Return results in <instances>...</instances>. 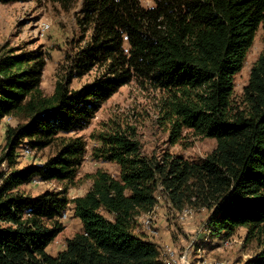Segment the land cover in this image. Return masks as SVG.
<instances>
[{
	"label": "trees",
	"instance_id": "obj_1",
	"mask_svg": "<svg viewBox=\"0 0 264 264\" xmlns=\"http://www.w3.org/2000/svg\"><path fill=\"white\" fill-rule=\"evenodd\" d=\"M29 0H0V4ZM70 5L74 0H51ZM79 24L89 40L69 60L52 95L42 90L46 57L41 51L0 59V125L17 119L0 158V264H164L161 248L137 233L138 218L164 198L179 213L207 210V230L225 241L247 229L259 251L240 264H264V0H83ZM263 51L250 69L243 94L235 77L258 31ZM96 71L94 82H72ZM132 81L164 95L169 142L185 132L215 139L204 158L146 153L126 131L98 135L93 158L116 164L114 175L98 169L90 189L70 201L65 189L33 196V182L75 180L86 156L82 138L103 104ZM60 140L43 164L14 168L21 150ZM7 163L9 170H2ZM72 204L82 228L53 255L61 219Z\"/></svg>",
	"mask_w": 264,
	"mask_h": 264
},
{
	"label": "rangeland",
	"instance_id": "obj_2",
	"mask_svg": "<svg viewBox=\"0 0 264 264\" xmlns=\"http://www.w3.org/2000/svg\"><path fill=\"white\" fill-rule=\"evenodd\" d=\"M83 0H74L70 5L51 0H29L0 4V59L6 55H19L23 52L41 51L46 57L42 77V90L52 95L57 82L62 79L68 68L69 60L79 48L89 40L90 32L79 24ZM142 5L152 7L155 0H142ZM263 51V31L260 29L247 54L245 65L235 77V94L239 98L249 80L250 69ZM96 71L77 78L71 87L81 89L94 82ZM164 95L146 84L132 81L106 101L95 114L90 125L84 130L66 135V138L80 137L86 143V156L78 170L77 177L71 182L36 181L24 186L23 190L33 196L47 190L65 189L70 201L83 196L91 187L90 175L98 169H104L117 175L116 164L105 163L93 158V150L100 147L98 135L114 131H126L135 136L146 153L171 152L186 158L197 160L204 158L216 147V140L185 132L182 144L171 145L169 142V124L163 116ZM17 119L7 117L0 125V158L5 152V136L9 125H16ZM60 140L44 148H33L30 156H18L16 169L30 164H43L58 150ZM26 147V146H25ZM24 151L23 149L21 150ZM2 170H9L7 163ZM72 204L69 205L68 217L62 218L65 229L53 241L48 249L56 252L64 249L66 240L73 237L82 228L81 222L74 216ZM179 213L161 198L158 204V221L164 220L165 230L175 244L182 241L180 249H194L193 257L205 256L212 261H224L229 264H240L253 257L259 251L257 240L246 241L247 229L241 228L225 241L213 240L207 231L209 212L196 210L187 222L179 220ZM157 221V222H158ZM156 239V237H154ZM161 237L156 240L161 242ZM196 241V242H193ZM185 251V250H184ZM195 260V259H194Z\"/></svg>",
	"mask_w": 264,
	"mask_h": 264
},
{
	"label": "built area",
	"instance_id": "obj_3",
	"mask_svg": "<svg viewBox=\"0 0 264 264\" xmlns=\"http://www.w3.org/2000/svg\"><path fill=\"white\" fill-rule=\"evenodd\" d=\"M24 151L20 153L21 158L22 154L23 156L27 157L30 156L33 152V149L26 146ZM160 197H158V200L160 201ZM195 214V209L193 207H186L183 210L179 212V220L181 222H187L190 220ZM68 217V212L66 211L63 218ZM158 221V205L149 213L141 215L137 222L138 226L143 231H153L155 229V225ZM208 231V230H207ZM210 232L208 231V234ZM169 255L167 256V259L165 260V264H229L224 261H212L207 259L205 256H197L195 258V261L191 259V253L188 250H185L182 253H177L174 250H170Z\"/></svg>",
	"mask_w": 264,
	"mask_h": 264
},
{
	"label": "crops",
	"instance_id": "obj_4",
	"mask_svg": "<svg viewBox=\"0 0 264 264\" xmlns=\"http://www.w3.org/2000/svg\"><path fill=\"white\" fill-rule=\"evenodd\" d=\"M5 119L3 120V122L5 121ZM165 226H166V223L164 222V220L161 219L157 222V224L155 225V229L153 231H143V230H141V228L139 226H137L136 232L145 234L150 241H152V242H154L160 246L162 261L164 264H165V260L167 259V256L169 255L168 252L170 250H174L177 253H182V252H184V250H188L192 254L194 249H191V250L190 249H183V250L180 249V246L185 245V243L183 241L180 244H178V243L175 244L174 242H172L170 240V238H169L170 236H168V232L165 230ZM154 237H156V239H157V237H161L160 238L161 242L159 240H156ZM193 242H196V241H193ZM62 250H64V249H59L56 252H51V250L48 249V252L53 254V255H56L58 252H60ZM194 259H195V257H193V260Z\"/></svg>",
	"mask_w": 264,
	"mask_h": 264
}]
</instances>
